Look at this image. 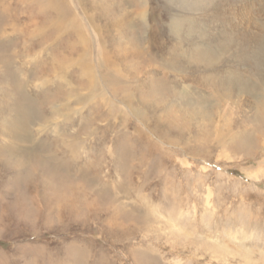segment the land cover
<instances>
[{
    "label": "rangeland",
    "instance_id": "obj_1",
    "mask_svg": "<svg viewBox=\"0 0 264 264\" xmlns=\"http://www.w3.org/2000/svg\"><path fill=\"white\" fill-rule=\"evenodd\" d=\"M264 0H0V264H264Z\"/></svg>",
    "mask_w": 264,
    "mask_h": 264
},
{
    "label": "bare ground",
    "instance_id": "obj_2",
    "mask_svg": "<svg viewBox=\"0 0 264 264\" xmlns=\"http://www.w3.org/2000/svg\"><path fill=\"white\" fill-rule=\"evenodd\" d=\"M263 44H264V41H263Z\"/></svg>",
    "mask_w": 264,
    "mask_h": 264
}]
</instances>
